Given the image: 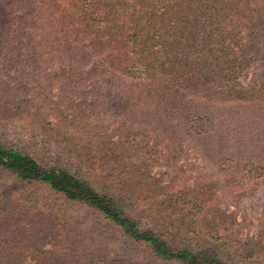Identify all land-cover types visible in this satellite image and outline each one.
Here are the masks:
<instances>
[{
	"label": "trees",
	"instance_id": "16d2710c",
	"mask_svg": "<svg viewBox=\"0 0 264 264\" xmlns=\"http://www.w3.org/2000/svg\"><path fill=\"white\" fill-rule=\"evenodd\" d=\"M255 62L263 71L251 94L240 78ZM42 70L61 83L65 103L84 82L120 83L116 127L100 115L83 118L96 100L57 124V135L70 129L85 140L63 139L86 151V162H111L120 180L101 184L70 159L45 160L0 140V173L11 177L0 178V264L264 263L258 245L242 249L209 234L199 183L191 194L150 176L161 158L175 162L192 148L219 171L199 178L232 183L238 175L255 186L264 178V0H0V76L16 72L20 90L24 75L35 81ZM217 112L251 118L249 137L228 159L218 154L226 146ZM111 245L124 252L106 260Z\"/></svg>",
	"mask_w": 264,
	"mask_h": 264
},
{
	"label": "rangeland",
	"instance_id": "374dc122",
	"mask_svg": "<svg viewBox=\"0 0 264 264\" xmlns=\"http://www.w3.org/2000/svg\"><path fill=\"white\" fill-rule=\"evenodd\" d=\"M262 71L263 64L255 62L241 75L240 80L249 87L251 94L257 92L261 86V79L255 81V78ZM51 72V70L39 71L35 81L27 79L29 78L28 75L27 77L24 75L23 78L21 77V80H24L22 81L24 88L20 90L17 89V80H13L16 77V72L11 71L9 74L4 73L6 75H3V77L0 76V140L8 145L27 150L45 160L54 162L59 160L64 163L65 159H70L68 165L76 171L86 172L89 176L94 177L91 178L92 180L101 184H104V182L110 185L117 184L120 178L117 180L115 173L111 172L112 163L95 159L86 162L83 158L86 151L80 149L79 146L73 149L63 139L70 136L73 140H80L82 144L85 143V140L81 139L76 131L70 129L65 130L66 132L64 131L62 137L57 135V124L66 118L72 119L73 116L80 113L81 109L79 110L75 106L76 104L96 100L95 106L88 107L84 105L82 107L83 118L89 122L100 115L104 122L116 127L118 122L114 108L119 101V95L116 94V91L121 87L120 83L110 84L102 79L94 82H84L81 88L71 89L65 103L61 97V83L57 81L52 83L47 77ZM13 98L16 102L24 99L29 100V102H24L21 106V104L13 102ZM39 113L42 117L38 116ZM215 115L220 119L217 139L220 136L224 137V145L226 146L218 149V154L224 159H228L232 156V151L236 147L233 144L249 137L247 131L252 126L247 125L246 128L245 122H249L251 118L236 117L234 119L232 115L225 112H217ZM261 119L264 121V113L261 114ZM259 126H262L264 130V123L259 124ZM145 143L150 146L153 142L145 141ZM237 147L244 153L241 146ZM69 148L72 149L73 153L71 157L66 155ZM218 148H220V145ZM157 150L162 154V146L157 147ZM242 152L238 151V157H245ZM77 154L80 157H77ZM133 163L132 168L136 170L140 162L135 160ZM202 171H209L210 174L216 173V175L219 173L216 166L209 167L207 165L199 151L188 148L175 162L166 163L164 158H161L159 162L151 166L150 176L156 180L159 179L162 185H166L168 190L174 189V191H185L191 194L197 190H194L193 187L197 185L196 183H199L202 189L199 190L198 188V192L204 193L208 199V205H210L209 211L205 215L206 225L204 226L209 234L233 240L234 243L232 244H237L242 249L249 248L245 247L246 243L258 245L260 250L259 259L264 261V178H259L255 186V181L252 178H240L238 175L233 178L232 183L227 178H220L219 176H216V178H199ZM0 178L11 177L0 173ZM136 193H139V190ZM17 194L20 195L21 191L14 193L15 196ZM4 198L1 196V201ZM11 200H13L12 197ZM5 201L7 204L3 203L2 206L10 203L7 198ZM76 217V215L69 216V222L75 224L77 222ZM201 224L202 222L198 224L199 229L202 227ZM48 240L50 242L48 247L55 248V238L50 236ZM89 249L91 250V247ZM115 251L124 252V250L111 245L106 260L116 257ZM140 254L142 255L140 252L138 256ZM138 256L131 257L132 262L136 263ZM33 263V259L28 258L25 264ZM95 263L101 264V261L97 260ZM144 263L145 261H142V264Z\"/></svg>",
	"mask_w": 264,
	"mask_h": 264
}]
</instances>
